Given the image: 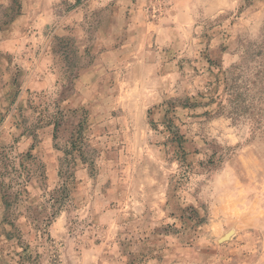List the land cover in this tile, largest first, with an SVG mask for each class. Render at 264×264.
I'll return each instance as SVG.
<instances>
[{
  "label": "rangeland",
  "instance_id": "1",
  "mask_svg": "<svg viewBox=\"0 0 264 264\" xmlns=\"http://www.w3.org/2000/svg\"><path fill=\"white\" fill-rule=\"evenodd\" d=\"M0 162V264H264V0H0Z\"/></svg>",
  "mask_w": 264,
  "mask_h": 264
},
{
  "label": "trees",
  "instance_id": "2",
  "mask_svg": "<svg viewBox=\"0 0 264 264\" xmlns=\"http://www.w3.org/2000/svg\"><path fill=\"white\" fill-rule=\"evenodd\" d=\"M62 116H63V114L61 112H58L56 114V116L54 117V125H55V134H54V137L56 139H57L58 134H59V126L61 124V118H62ZM83 128H84V123L82 122L78 126V130L76 131V134H77L78 138L76 140L72 141V148H73V150H76L77 149L78 151H81L82 152V146L80 144H82V139L84 138ZM28 156L30 157L31 154L29 153ZM0 165H1V162H0ZM0 174H1V172H0ZM60 191H61V194H62V199H68V197L70 196V193H69L68 186H67V183L66 182L64 184H62V186L60 187ZM3 197L6 198V201H7V195H5V193H4ZM7 203H8V201H7Z\"/></svg>",
  "mask_w": 264,
  "mask_h": 264
}]
</instances>
